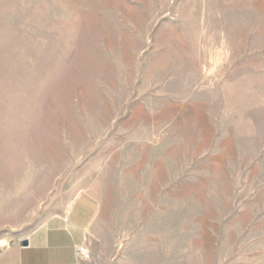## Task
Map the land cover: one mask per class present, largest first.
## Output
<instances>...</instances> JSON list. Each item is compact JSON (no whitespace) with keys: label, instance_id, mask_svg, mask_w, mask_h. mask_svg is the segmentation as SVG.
Here are the masks:
<instances>
[{"label":"rangeland","instance_id":"374dc122","mask_svg":"<svg viewBox=\"0 0 264 264\" xmlns=\"http://www.w3.org/2000/svg\"><path fill=\"white\" fill-rule=\"evenodd\" d=\"M81 193L85 264H264V0H0V243Z\"/></svg>","mask_w":264,"mask_h":264},{"label":"crops","instance_id":"0c3cea01","mask_svg":"<svg viewBox=\"0 0 264 264\" xmlns=\"http://www.w3.org/2000/svg\"><path fill=\"white\" fill-rule=\"evenodd\" d=\"M100 210L98 201L86 193L67 205L50 201L27 234L0 243V264H85L80 248L86 245ZM23 239L28 241L26 246L21 244Z\"/></svg>","mask_w":264,"mask_h":264},{"label":"water","instance_id":"95a60500","mask_svg":"<svg viewBox=\"0 0 264 264\" xmlns=\"http://www.w3.org/2000/svg\"><path fill=\"white\" fill-rule=\"evenodd\" d=\"M21 244H22L23 246H26V245L28 244L27 239H23V240L21 241Z\"/></svg>","mask_w":264,"mask_h":264},{"label":"built area","instance_id":"2783aa9c","mask_svg":"<svg viewBox=\"0 0 264 264\" xmlns=\"http://www.w3.org/2000/svg\"><path fill=\"white\" fill-rule=\"evenodd\" d=\"M83 251V248H80V252H82Z\"/></svg>","mask_w":264,"mask_h":264}]
</instances>
